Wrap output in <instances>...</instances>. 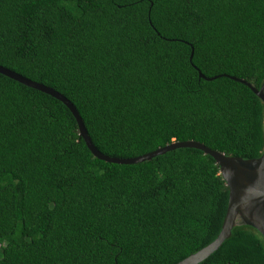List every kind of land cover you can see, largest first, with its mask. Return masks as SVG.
Segmentation results:
<instances>
[{"label": "trees", "instance_id": "trees-1", "mask_svg": "<svg viewBox=\"0 0 264 264\" xmlns=\"http://www.w3.org/2000/svg\"><path fill=\"white\" fill-rule=\"evenodd\" d=\"M0 65L70 99L112 157L264 151V102L232 78L264 82V0H0ZM228 202L202 150L101 160L61 100L0 73V264H176ZM198 264H264V238L237 226Z\"/></svg>", "mask_w": 264, "mask_h": 264}, {"label": "water", "instance_id": "water-1", "mask_svg": "<svg viewBox=\"0 0 264 264\" xmlns=\"http://www.w3.org/2000/svg\"><path fill=\"white\" fill-rule=\"evenodd\" d=\"M193 55L194 49H192L190 54V60H192ZM0 73L17 80L26 86L38 89L61 100L75 117L78 124L79 135L84 139L92 154L101 160L120 164L139 163L145 160H150L153 157L164 154L168 151L187 147L200 149L205 154H208L215 159L220 167V174L229 188V202L221 231L210 244L180 260L176 264H198L205 260L222 245L225 239L231 236L235 227L240 225L253 226L264 238V151L257 158L248 159L227 155L224 152L212 149L201 142L187 140L174 141L166 146L159 147L154 151L137 157H112L102 153L96 148L88 134L82 116L70 99L54 88L31 80L2 65H0ZM199 76L207 80L217 78V76L206 77L201 71H199ZM232 78L249 86L264 102V82L260 88H256L252 83L244 79L237 77Z\"/></svg>", "mask_w": 264, "mask_h": 264}]
</instances>
